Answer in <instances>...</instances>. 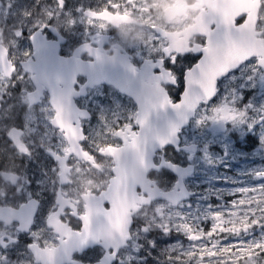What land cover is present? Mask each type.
Here are the masks:
<instances>
[{
  "label": "snow or ice",
  "instance_id": "snow-or-ice-1",
  "mask_svg": "<svg viewBox=\"0 0 264 264\" xmlns=\"http://www.w3.org/2000/svg\"><path fill=\"white\" fill-rule=\"evenodd\" d=\"M191 7L200 9V25L191 30L197 39L187 40L191 31L186 29L183 43L157 26L151 13L159 9V15L177 19L178 13L189 8L188 0H154L153 6L147 7L141 0H102L97 8L78 6L76 15L66 9V0H53L46 6L45 22L30 25L27 21H33L34 13H22L20 27L13 31L7 46L0 49V101L11 94L10 89L23 84L20 103L26 109V120L23 125L8 126L6 135L14 155L29 158L33 155L31 138L39 137L38 146L55 161L51 174L45 173L55 199L42 225L33 224L37 201L31 197L26 203L15 204L19 212L7 207L6 198L0 200V264H26L25 259H10V250L19 246V233L24 231L32 237V243L20 253L31 258L27 264H56V253L61 251L65 264H143L141 250L159 246L158 239L148 238L154 232L180 233L188 241L187 245L177 242L166 247L162 264H264V167L242 174L259 181L251 186H247V179L228 180L226 174L216 173L210 181L211 190L202 189L193 202H189L188 192L179 183L164 188L155 179L154 186L149 183L134 187L125 179L129 164L156 167L148 160L150 147L174 143L181 125L194 115L198 117L197 125L210 121L247 131L259 128L264 148V103L248 101L241 89L245 82L255 86L257 79H264V0H255L254 11L227 0H219L216 6L200 0L199 6ZM40 11L45 12V7ZM134 14L149 28L150 34L142 45L149 55L145 67L138 71L125 60L113 69H105L98 64L100 49L95 45L104 39L99 33L106 31L111 18L130 19ZM57 19L64 20L65 28L82 24L87 29L85 35L90 36L92 44L85 42L77 53L89 57L84 65L89 82L119 79V88L135 97L137 111L123 116L119 110L102 111L99 127L85 135L82 121L86 113L79 111L72 100L77 95L73 89L76 72H66L64 65L68 61L56 58L52 54L54 46L42 38L46 28L58 31L54 27ZM25 26L30 28L28 39L34 43L35 54L19 50ZM42 50L48 53L43 66L33 62ZM186 53H202V57L186 73L181 99L173 102L167 89L169 85L176 86L177 79L165 58L176 63L177 57ZM75 63L79 71L80 61ZM37 74L42 77L43 88ZM29 80L37 83L29 88ZM145 80L152 81L155 90L138 93V82ZM153 117L163 121L164 127L155 126ZM53 136L59 138L58 143L52 142ZM105 160L111 167L104 189L85 185L83 181L91 173L104 174L101 165ZM172 163L162 160L159 168L172 167ZM0 181L15 191L27 182L14 165L0 167ZM81 194L90 201L86 207L80 205ZM125 200L137 205L134 211H125ZM208 200L217 203L208 204ZM201 201L206 204L203 211L196 206ZM208 221L210 225L205 227ZM255 229L260 230L259 236L244 238ZM49 239L58 243L50 244ZM92 244L100 246L94 250L93 260L74 258L87 255Z\"/></svg>",
  "mask_w": 264,
  "mask_h": 264
},
{
  "label": "flooded vegetation",
  "instance_id": "flooded-vegetation-1",
  "mask_svg": "<svg viewBox=\"0 0 264 264\" xmlns=\"http://www.w3.org/2000/svg\"><path fill=\"white\" fill-rule=\"evenodd\" d=\"M81 2H85L83 4V7L85 8H97L102 3V0H66V9L72 11L73 15H76V5ZM227 2L236 6H246L253 8L254 11L253 6L255 4V0H227ZM141 3L146 7L153 6L154 0H141ZM204 3L208 6H216L219 3V0H204ZM9 4L11 7L8 6ZM52 4L53 0H39L38 4L37 0H0V49H3L7 46L8 41L12 38L13 31L20 27L23 19L22 13L25 10H31L34 13L33 21H27L28 25L32 23L42 24L46 20V6ZM188 4L189 8L187 11L178 13L177 19H167L159 15V9H155L151 13L152 20L155 21L157 26L163 28L177 41L182 43L186 42L185 30L187 29L191 31L200 25V21L197 18L198 12L200 10L199 7H191L192 4H197L199 6L200 0H188ZM43 7H45V12L40 11ZM54 27H56L58 31L53 32L51 28H46L42 32V38L46 44L54 46L52 48V54L56 58L68 61V63L64 65L65 71L76 72V83L73 85V89L77 95H74L72 100L73 104L79 111L86 113V116L82 121V128L85 135H90L88 132V127L95 121L96 118L95 112L92 111L91 102H87L93 97V94L97 96L94 101L97 103V105L101 104L104 109H106L107 113H110L114 110H119V113L123 116L137 111L138 104L135 100V97L119 88L121 83L119 79L114 82H111L109 79L99 80L98 82H89V78L84 71V65L88 63L89 57L84 53H77V49L82 47L85 42H88L90 45L92 44L90 36L86 37L85 35L87 31L85 26L82 24H77L72 29L65 28L64 20L57 19ZM201 31H203L202 27ZM23 32L24 36L19 40V50L21 52L29 51L35 54L34 43L28 39L30 28L25 26L23 28ZM99 34L103 36L104 39L95 45L100 49V59L98 64L102 65L105 69H113L121 62L127 60V62L136 67L138 71L145 67L144 62L149 59L148 52L138 48L137 44L144 43L150 33L148 26L139 15L134 14L130 19L128 17L123 19H117L113 17L106 24V31H101ZM196 39L197 36L194 31H191V34L187 36V40L192 42H195ZM201 57L202 53L181 54L177 57L176 63H172L170 60L165 58L167 66L173 70L177 79V85H169L167 89L168 95L173 102H179L181 99V94L186 86V73L195 67ZM73 58L80 61L79 71H76L77 65ZM47 59V51L42 50L39 56L33 57V62L43 66L47 62ZM37 79L41 81L40 86L43 88L42 77L37 74ZM36 83L37 80H29L27 87L31 88L33 87V84ZM237 83H239V81H237ZM260 84L264 86V81H259L258 90L261 88ZM22 87H24L23 84H17L15 88L10 89L11 94L5 95L3 100L0 101V167H3L4 165L11 167L14 165L17 171L26 177L27 182L24 187L23 185H18L15 191L14 188L11 189L8 184L0 181V200H4L6 198L7 202L9 203L7 207L14 208L15 211L19 212L20 209L15 208V204L26 203L29 197H31V199L37 201L36 209L33 212V224L42 225L44 217L47 216L48 211L55 199L54 192L49 186L45 176V173H48L49 175L51 174V169L55 167V161L44 150V148L38 146L39 137L35 136L31 138L34 141V145L32 149L33 155L30 158L27 156L14 155V149L11 148V141L6 135L8 126H11L12 124L23 125L26 120V109L20 103ZM243 88H246L245 91L242 90V92L246 94V99H250L252 96L257 95V93L252 91L251 87L243 86ZM154 90L155 88L152 81H139L137 84L138 93ZM44 94L47 96L48 91L45 90ZM261 99V101H264V95ZM28 115L31 116L32 113L29 112ZM37 115L39 114L37 113ZM194 122L195 121H192L190 126ZM231 127V124H227L223 127L220 125H212L211 128L213 132L217 133V130H220L223 135H227L230 133ZM244 130L247 131L246 129ZM247 132L249 133L245 136L243 142L239 140V135L231 134V139L236 140L234 149H238L244 155L248 154L250 157L258 146L256 138L258 128L254 131ZM184 133L185 131H183L179 136L180 146L189 145L186 144V141H184ZM52 142L58 143L59 140H52ZM198 147L200 146L198 145ZM210 151L213 153H220L222 155L224 154L220 148L215 149L214 147H211ZM185 155H188L186 162L183 160L185 159ZM192 155L194 156H191L189 153L176 151L174 148L164 147L154 153L152 158V163L154 166H156L154 169L151 168L146 172L142 168L132 169V166H135L136 164H129L128 168L125 170V175L127 173V177H125V179L130 185L134 187L149 183L154 186L158 181L161 184V187L172 188L177 182V177L164 168H159L161 161L170 160L173 162L172 165L178 167H186L190 165L195 167L193 160L197 157L198 153ZM241 159L240 161L245 160V158L242 160ZM101 167L104 169V174L102 176L95 172L91 173L90 177L85 178L83 183L90 188L103 190L106 182L109 179L108 170L110 169L111 165L109 161L105 160ZM227 171L228 173H231L229 169ZM149 176L152 178L150 179ZM89 179L91 180V184L88 183ZM190 181L192 182L191 179L184 181V184H186V189L193 193V197L190 198L189 202L196 199V194H198V192L189 188L188 185L190 184ZM21 187H23V190L20 192ZM73 198H77L75 194L73 195ZM79 200L81 207H86L90 203V201H85L83 199L82 194L80 195ZM124 207L125 211H134L137 205L125 200ZM7 223H10V221ZM137 223L142 222L138 221ZM170 235L175 237L173 233ZM148 238L158 239L159 245H163L165 243V240L162 238V234L155 232L149 233ZM19 239V246L13 247L10 250V259L12 261L25 259L27 264V261H29L31 258L27 256L24 257L23 255H20V253H23L25 251V247L32 243V237L27 231H24L19 233ZM49 243L57 244L58 241L49 239ZM99 247L100 246L96 244L89 245L87 255H76L74 258L93 260V252L94 250H98ZM141 255L144 257V260H147V249L141 250ZM41 259L43 260V258ZM55 260L56 264H65L64 253L62 251L57 252ZM143 264L145 263L143 262Z\"/></svg>",
  "mask_w": 264,
  "mask_h": 264
},
{
  "label": "rangeland",
  "instance_id": "rangeland-1",
  "mask_svg": "<svg viewBox=\"0 0 264 264\" xmlns=\"http://www.w3.org/2000/svg\"><path fill=\"white\" fill-rule=\"evenodd\" d=\"M85 2H81L77 4L76 6H83ZM76 7V8H77ZM143 43L137 44L138 48L143 49L144 51H147L143 46ZM247 75V72L244 73ZM259 81L263 82L264 79H257L255 81V86H252L251 84L245 82L243 85H241L242 90H246L244 87H251L252 91L257 93L256 96H252L250 99H247L248 101H256L260 103H264V101H261L264 95V86H261L260 90H258L259 87ZM97 96L93 94V97L89 99L87 102H91L92 111L95 112V121L91 123V125L88 127L89 134L92 133L93 129H96L99 127L100 124V115L101 112L107 113L106 109L100 104L97 105V103L94 101ZM87 104V103H85ZM99 106V107H98ZM39 114V113H38ZM198 117H196L197 119ZM195 122L188 128L184 133V141H186V144H196L200 147L198 148V155L196 158H194L193 163L196 168L195 175L193 177L192 182L190 181V184L188 185L189 188L193 189L194 191L198 192V194L201 192L204 188L210 189V181L213 179L214 175L216 173H220L221 175L226 174L228 180H240L244 181L247 179V186L255 185L259 183V181L246 178L242 174L245 172H251L253 169H258L264 167V148L261 147V141L259 138V128L257 132V148L255 149V152L249 157L248 154H243L240 150L234 149V145L236 143V140H232V135H239V140L244 141L245 136L249 133L245 131L243 128H239L236 126L231 127L230 133L227 135H223V133L219 132H213L212 130V124L210 121L207 122L204 125H197ZM214 127V126H213ZM40 130L43 131V126H40ZM232 134V135H231ZM52 140L57 141L59 138L57 136H53ZM238 140V141H239ZM214 147L215 149L220 148L224 154L211 152L210 148ZM191 156V153H189ZM243 161H240V159H244ZM185 162L188 159V155L184 157ZM241 159V160H242ZM211 160H215L216 163L212 164ZM223 162V163H221ZM223 167V168H222ZM223 169V170H222ZM230 170L231 173H228L227 170ZM176 177V176H175ZM196 199L190 201L193 202ZM223 201H221L222 203ZM208 204L217 203L215 200H208ZM197 207L201 209V211L205 210L206 204L204 202H197ZM203 223V222H202ZM210 225V221L207 223H204V226L207 227ZM173 235H164L162 234V238L165 240V243L163 245H159L156 248L147 249V260H144L145 264H162V261L164 259V256L162 255L163 250L168 247L169 245L175 244L177 242L183 243L187 245L188 241L183 236V234L175 233L173 232ZM260 235V230L255 229L253 232L245 236V239H252Z\"/></svg>",
  "mask_w": 264,
  "mask_h": 264
},
{
  "label": "water",
  "instance_id": "water-1",
  "mask_svg": "<svg viewBox=\"0 0 264 264\" xmlns=\"http://www.w3.org/2000/svg\"><path fill=\"white\" fill-rule=\"evenodd\" d=\"M193 68H194V67H193ZM184 91H185V90H184ZM183 93H184V92H183ZM168 115H169V116L173 115L171 109L168 110ZM194 117H195V115L192 116V117H189L188 121H187L185 124L181 125L179 132L176 134L177 138H176V141H175L174 143H171V142H170V143H168V144H166V145H164V146H162V147L157 143L154 147H150V151H149V154H148V160L152 163V158H153V156H154V153H155L156 151L161 150V149L164 148V147H172V148H174L176 151H179V150H182V151H192L193 153H195V151H196V147H197V146H195V145H192V146H183V147H181V148L178 147V145H179V143H180V140H179V138H178L179 134H181V132L183 131V129H185V128H187V127L189 126L190 121H191L192 119H194ZM152 119H153V123H154L155 126H157V127H161V128L164 127V123H163V121H157L155 117H153ZM217 131H220V130H217ZM152 164H153V163H152ZM132 165H133V164H132ZM127 168H128V166H127ZM127 168H126V169H127ZM136 168H142V169H144L146 172L149 171V170L151 169V168H150V169L146 168L144 165H137V166L135 165V166H132V169H136ZM165 168L170 169L169 171H171V173H173L174 175L177 176V182H176V184L179 183V184L182 185L183 188L185 189V186H184V184H183V180L188 179V178H190V177L192 176L193 171H192L191 167L181 168V167H178V166H174V165H172V167H165ZM153 169H154V167H153ZM177 169H178V170H177ZM127 171H128V170H127ZM182 172L184 173L183 176L181 175ZM125 177H127V173H126ZM176 184H175V185H176ZM185 190H186V189H185ZM186 191H187V190H186ZM187 192H188V191H187ZM191 195H192V194L188 192V199L191 197Z\"/></svg>",
  "mask_w": 264,
  "mask_h": 264
}]
</instances>
